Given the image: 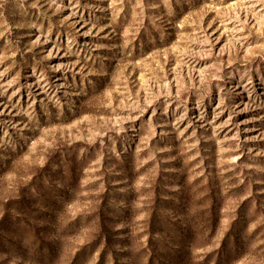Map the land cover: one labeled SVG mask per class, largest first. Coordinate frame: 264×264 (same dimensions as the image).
I'll list each match as a JSON object with an SVG mask.
<instances>
[{"label":"rangeland","instance_id":"obj_1","mask_svg":"<svg viewBox=\"0 0 264 264\" xmlns=\"http://www.w3.org/2000/svg\"><path fill=\"white\" fill-rule=\"evenodd\" d=\"M0 264H264V0H0Z\"/></svg>","mask_w":264,"mask_h":264}]
</instances>
